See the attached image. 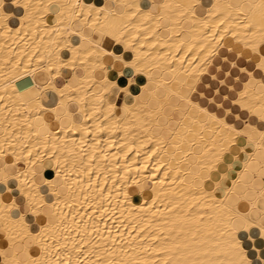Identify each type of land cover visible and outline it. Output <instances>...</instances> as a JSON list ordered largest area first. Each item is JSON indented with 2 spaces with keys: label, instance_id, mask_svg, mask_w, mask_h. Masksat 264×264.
I'll use <instances>...</instances> for the list:
<instances>
[{
  "label": "bare ground",
  "instance_id": "bare-ground-1",
  "mask_svg": "<svg viewBox=\"0 0 264 264\" xmlns=\"http://www.w3.org/2000/svg\"><path fill=\"white\" fill-rule=\"evenodd\" d=\"M263 180L264 0H0V264H264Z\"/></svg>",
  "mask_w": 264,
  "mask_h": 264
},
{
  "label": "crops",
  "instance_id": "crops-1",
  "mask_svg": "<svg viewBox=\"0 0 264 264\" xmlns=\"http://www.w3.org/2000/svg\"><path fill=\"white\" fill-rule=\"evenodd\" d=\"M144 4H145V7L146 8H148V9H150L151 7H152V3H150V2H148V1H144ZM13 24H15V23H13ZM118 64V65H117ZM116 65H115V70H113V69H111V73H110V79H112V80H115V79H117L118 78V73L117 72H119V71H124L125 70V68L123 67V65L121 64V63H117ZM122 67V68H121ZM115 75H117L116 77H115ZM20 86H23L24 84H22V83H20L19 84ZM169 109V108H168ZM168 109L166 108L165 110H166V112H168ZM264 181V180H263ZM260 205L261 206H264V202L263 201H261L260 202Z\"/></svg>",
  "mask_w": 264,
  "mask_h": 264
}]
</instances>
